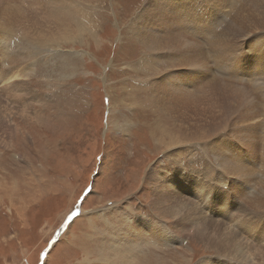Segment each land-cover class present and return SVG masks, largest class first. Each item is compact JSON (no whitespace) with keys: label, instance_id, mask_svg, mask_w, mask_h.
<instances>
[{"label":"rangeland","instance_id":"1","mask_svg":"<svg viewBox=\"0 0 264 264\" xmlns=\"http://www.w3.org/2000/svg\"><path fill=\"white\" fill-rule=\"evenodd\" d=\"M75 1L80 4L77 8L71 1L42 0L45 8H57L55 13L62 15L64 27L72 26L67 38L31 42L17 28L13 31L0 29V39L5 47L16 51L25 46L23 56H27L18 65L25 73L24 77L19 76L18 85L23 88L16 93L22 95L19 101L12 96L15 92L8 93L13 87L4 86L0 81V116L12 119L11 127L0 122V264L130 263H112L110 253L114 250L125 252L124 255H127L125 250L131 251L132 254H128L134 257V264H138L141 254L132 248L136 244L122 245L117 240L121 231L126 238L134 229L135 221L127 220L135 217L154 221L162 223L166 232L176 231L174 220L170 216L165 218L153 206L161 193L186 198L181 190L189 185L185 186L186 182L181 181L180 184H184L178 187V172L173 173L174 169L179 167L204 175L215 168L217 174L220 164H216L211 151L213 137L228 134L231 140L236 139L243 146V139L245 144L254 141V136L250 132L247 134L243 126L251 128V124H258L261 119L253 113L254 120H243L240 103L228 111L226 101L219 97H215L219 112L205 113L199 107L207 104L209 110H213L210 100L201 95H184L179 90L191 103L188 111L196 113L193 116L185 113V117L216 124L226 119L228 123L220 129L223 131L220 134L216 129L215 134L208 132L203 139L177 145L178 154L173 158L170 149L159 146L164 138L163 129L168 135L192 136L180 132L174 120L165 117L153 100L150 101L152 84L161 81L163 88L169 83L166 74L171 75L172 71L165 74L166 66L162 62L153 65H159V69L151 67L149 51L136 38L141 20L138 16L148 0ZM26 2L11 0L10 6ZM168 9L171 8L165 7ZM226 10L228 8H224ZM79 22L82 25L77 24ZM166 34L178 36L174 29ZM182 38L193 42L185 35ZM237 47L235 54L245 51V47ZM173 48L166 45L163 51ZM179 53L181 57L185 55L182 49ZM207 56L203 57L209 65L210 55ZM231 57L235 58V55ZM200 59L196 53L197 63L191 65L186 61L174 70L173 75L183 77L188 83L198 79L206 70ZM214 67V62L213 67L208 66L211 74L222 78L220 82H226L227 78L215 69L217 65ZM188 70L192 73L188 74ZM159 73L161 77L153 78ZM232 85L250 88L241 83ZM250 93L255 97L256 110L259 96L253 90ZM161 94L175 96L167 88L165 92L161 89ZM23 101L25 104L21 106ZM24 111L41 113L38 118L42 123H38L35 116L26 117ZM216 146L218 148V143ZM151 170L156 172L150 174ZM212 170L210 176L214 174ZM189 198L198 200L194 194ZM232 201L235 203L236 198ZM196 204L202 210L201 215L223 222L221 217L214 218L210 213L215 206L209 211L204 203L200 205L196 201ZM234 210L237 222H245L243 225L248 224V230L251 228L248 233L236 232L249 254L248 264H264V208L256 211L237 205ZM225 224L229 226L228 221ZM143 227L144 233L139 234L146 238L151 230ZM192 228L178 232L177 237L183 240L176 237L171 243L152 240L163 244L164 248L176 247L159 248L155 254L150 250L145 253L151 254L150 257L142 264H198L204 258L207 264H213L216 257L212 256L222 253L235 260L228 253L198 240L194 235L196 228ZM112 237L116 239L111 242ZM145 240L135 243L140 248ZM246 240L257 242L252 247L253 259ZM106 242L108 249L103 247ZM240 262L244 264L242 259Z\"/></svg>","mask_w":264,"mask_h":264},{"label":"bare ground","instance_id":"2","mask_svg":"<svg viewBox=\"0 0 264 264\" xmlns=\"http://www.w3.org/2000/svg\"><path fill=\"white\" fill-rule=\"evenodd\" d=\"M26 1L25 4L18 5V3H13L10 6L11 0H0V29H10L13 31V28H17L19 32H24V36L28 40L39 43L46 42L47 40L53 41L52 38L56 40L57 37H68L73 28H71L72 26L64 27L62 25V15L58 16L59 14L55 13L57 9L55 6L49 9L45 8L46 5L42 0ZM65 1H71L74 5L76 3V8L80 6L75 0ZM146 4L145 9L143 8L138 16L141 20L138 23V31L135 34L136 38L149 51V59L151 60L149 65L151 67L159 69V65L157 67L153 65L156 64L155 62H162L166 66L165 74L168 71H172L171 75L169 73L166 74L169 83L163 88L161 81L157 80L152 84L150 101L153 100L155 106L164 113L165 117H170L174 120V125L180 132L192 136L168 135L166 129H163L164 138L159 146H165L166 149H170V156L175 158L178 154V150L175 148L177 145L184 141L203 139L211 131L215 134L217 132L216 129L225 128L224 125L228 123L226 119L216 124L214 122L204 123L201 120L192 121L188 117H185V113L192 116L196 113L188 111L191 103L182 96V93L178 92L179 90L183 91L184 95H201L205 100H210L213 104V110H209L207 104H202L199 107L200 109H204L205 113L213 115L219 112L215 100V97H219L226 101L228 111L233 110L234 106L240 103L243 109L241 113L243 120H254L253 113L261 117V119L257 121L258 124L256 122L251 124L253 126L251 128L247 125L243 126L247 134L250 132L254 136V141L247 144H245V140L243 139L241 143L243 144V148L238 147L236 142L233 145L228 134L223 133L220 138L216 136L217 139L213 137L212 144L214 145H211V151L216 164L217 162L220 164L217 174L215 168L211 169L214 171V174L211 176L209 174L211 170L207 174L200 175L199 171L186 172V170L184 171L183 168L179 167L174 169L173 173L176 174L178 172V187L184 184V182H186L185 186L189 185L181 190L186 198L182 199L181 196H168L161 193L160 197L153 201V206H155L162 216L165 218L166 216H170L171 218H169L174 220V229L177 233L171 230L166 232L165 229L167 228H164L162 223L148 222L132 217L127 221H135L134 229L130 230L126 238L125 234L121 231L117 240L122 242V245L124 243L130 244V242L137 244L135 242L145 239L166 243L174 240L175 237L178 239L179 237L176 235L178 232L192 226L196 228L194 235L198 240L205 242L207 245L215 246L218 251L226 252L235 259L234 261L231 259L226 261L216 257L213 264H242L240 262L241 259L244 261V264H248L247 259L249 254L244 248V242L241 243L238 238L240 232L239 234L236 233L225 223L228 221L229 225H232L235 230L247 232L248 229L246 230L244 228L246 226L243 225L245 222H237L235 214L232 213L235 211V207L242 205L243 209L250 208L251 210L252 207L256 211L264 208V199L262 198L264 197V119L262 121V117H264V0H148ZM156 4L157 6L155 7ZM167 6L171 9L165 10ZM32 7L34 11H37L36 14L32 10ZM224 8H228V10L224 11ZM76 11L79 10L76 9ZM77 24L82 25L80 22ZM77 24L76 26H78ZM180 25L181 28H179ZM171 29H174V32L178 36L176 34H166ZM183 35L193 42L182 38ZM166 45L174 48L163 51ZM238 45L245 47V51L235 54L237 51L234 52V50L238 48ZM206 47L207 51L205 50ZM24 48L21 46L20 50L11 51L5 47L4 42L0 39V81L2 84H5L4 86L10 85V87H13L8 93L15 92L12 96L17 97V101H19L20 97L22 98V95H16L19 88H22L20 84L18 85V81L21 80L19 76H25L24 70L18 68V65L23 62V58L27 57L23 56ZM174 49L176 53L172 51ZM180 49L185 52L183 57L180 56V53L178 54ZM196 53L201 56L200 60L202 62L204 61L203 56L209 54L215 67L217 65L214 68L221 71V74L227 78V81L220 82L222 78L212 75L206 61L203 62L206 70L199 75L198 79L190 80L191 83L184 82L179 76H174V70L181 68L186 61L187 63H191V65L197 63ZM233 55H235V58L231 57ZM158 75L156 74L153 78L161 77V73ZM178 80H180V83H178ZM11 81L12 83L8 84ZM239 83L250 88L248 90L243 86L234 88L236 85H232ZM24 86L28 85L24 84ZM212 87L217 90L214 92L209 90ZM2 88L5 89L4 87ZM166 88L174 93L175 96L173 94L162 96L161 89L162 92H165ZM252 90L258 94L260 99L256 110L255 97L250 93ZM25 91L27 92V90ZM23 104H25L24 101L21 103V106ZM7 112L9 113L8 110ZM23 115H26V111H24ZM26 117L28 116L26 115ZM38 117L41 118L40 115ZM11 121L12 119L10 120L9 117L0 116V122L5 123L4 125L7 127H11ZM216 143H218V148ZM224 143H226V146ZM155 172V170H151L150 174ZM181 181L184 182L180 184ZM199 193H201L200 196H198ZM192 194L196 195L198 200L194 201V198L190 199L189 195L192 197ZM233 198H236L235 203L232 201ZM196 201H199L200 205L204 203L203 205L208 210L215 206L213 211L216 210L214 212L209 211L214 215V218L221 217L223 222L214 220L209 216L206 217V214L201 215L202 210L197 206ZM231 220L235 221L234 224L230 222ZM164 224L167 225L166 223ZM240 225L241 227H239ZM143 226H147L151 230V234L146 238H144L143 234H139L144 233L142 230L144 229ZM219 229L221 230L219 231ZM169 234H173V238ZM125 251L127 255H124L125 252L122 253V251H111L112 263L130 262L128 264H134V257L131 258V255L128 254L131 251ZM198 264H207V262L204 258L201 261L199 260Z\"/></svg>","mask_w":264,"mask_h":264},{"label":"crops","instance_id":"3","mask_svg":"<svg viewBox=\"0 0 264 264\" xmlns=\"http://www.w3.org/2000/svg\"><path fill=\"white\" fill-rule=\"evenodd\" d=\"M40 114H41V113H40ZM26 115H27L28 117L35 116L36 120H37L38 122L40 121L39 118H38V114L35 113V112H32V113H28V112H26ZM115 239H116V238H112V239H110V241H114ZM118 244L120 245V243H118ZM162 246H163V245H161V244H154V245H152L151 247H145V246L142 244L141 247L139 248V247L137 246V244H136V246H134V247H132V248L137 249V250L140 252V254H141V257H139V259L137 260V263H138V264H142V263H144V262L147 260V258L150 257V255H151V254H145V253H148L150 250L153 252L152 254H155L156 252H159V248L167 250L166 248H164V246H163V247H162ZM99 247H102V245H100ZM103 247H107V242L103 245ZM107 249H108V247H107ZM164 252H167V251H164ZM160 253H162V252H160ZM130 254H132V252H131Z\"/></svg>","mask_w":264,"mask_h":264},{"label":"snow or ice","instance_id":"4","mask_svg":"<svg viewBox=\"0 0 264 264\" xmlns=\"http://www.w3.org/2000/svg\"><path fill=\"white\" fill-rule=\"evenodd\" d=\"M70 219H71V217H70Z\"/></svg>","mask_w":264,"mask_h":264}]
</instances>
